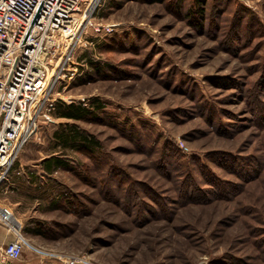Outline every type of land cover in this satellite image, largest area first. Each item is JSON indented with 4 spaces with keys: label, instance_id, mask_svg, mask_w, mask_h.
I'll return each instance as SVG.
<instances>
[{
    "label": "rangeland",
    "instance_id": "374dc122",
    "mask_svg": "<svg viewBox=\"0 0 264 264\" xmlns=\"http://www.w3.org/2000/svg\"><path fill=\"white\" fill-rule=\"evenodd\" d=\"M200 11L82 1L77 16L115 26L85 29L53 97L97 103L40 122L1 181L25 240L9 262L264 264V0ZM69 124L98 144L57 145ZM50 155L67 166L45 173Z\"/></svg>",
    "mask_w": 264,
    "mask_h": 264
},
{
    "label": "built area",
    "instance_id": "2783aa9c",
    "mask_svg": "<svg viewBox=\"0 0 264 264\" xmlns=\"http://www.w3.org/2000/svg\"><path fill=\"white\" fill-rule=\"evenodd\" d=\"M82 1L0 0V183L40 122L55 121L53 93L85 29L109 33L115 26L94 22L91 13L77 16ZM0 226L12 235L3 256L15 260L25 240L16 215L2 203Z\"/></svg>",
    "mask_w": 264,
    "mask_h": 264
},
{
    "label": "trees",
    "instance_id": "16d2710c",
    "mask_svg": "<svg viewBox=\"0 0 264 264\" xmlns=\"http://www.w3.org/2000/svg\"><path fill=\"white\" fill-rule=\"evenodd\" d=\"M208 0H195V2L200 5V13L204 14V8ZM95 99H92L87 102H82L80 100H72L70 102H65L63 100H56L54 109L52 111L54 117H62L67 119H73V120H79L86 118L87 115L92 113L93 107H95ZM98 106V104L96 105ZM55 138L57 145H60L63 148H73V149H79L80 147L84 148H90L94 147V145L98 144V140L95 139L93 135L88 134L86 131L82 130L75 124H69L67 125L66 129H62L60 131H56ZM40 166L42 170L45 173H51L54 170L65 168L67 166V163L62 157L58 155H50L46 158H44L40 162ZM14 167L10 168L7 175L14 174ZM17 174L20 173L16 169L15 171ZM22 177V176H21ZM14 178H19V176L15 175ZM31 180V179H30ZM29 179H27L28 182H30ZM36 181H32V183H35ZM23 186V185H22ZM56 191V190H55ZM9 264H16V263H9Z\"/></svg>",
    "mask_w": 264,
    "mask_h": 264
},
{
    "label": "crops",
    "instance_id": "0c3cea01",
    "mask_svg": "<svg viewBox=\"0 0 264 264\" xmlns=\"http://www.w3.org/2000/svg\"><path fill=\"white\" fill-rule=\"evenodd\" d=\"M2 203V202H0ZM3 204V203H2ZM11 233L8 232L4 227L0 226V264H9L10 262L5 260V257L2 253V246L6 244L11 239ZM28 261H31V258H27Z\"/></svg>",
    "mask_w": 264,
    "mask_h": 264
}]
</instances>
